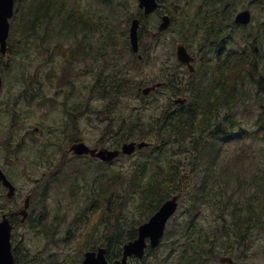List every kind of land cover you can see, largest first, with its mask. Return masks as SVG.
I'll return each instance as SVG.
<instances>
[{
	"label": "rangeland",
	"instance_id": "374dc122",
	"mask_svg": "<svg viewBox=\"0 0 264 264\" xmlns=\"http://www.w3.org/2000/svg\"><path fill=\"white\" fill-rule=\"evenodd\" d=\"M120 1H126L127 8H119L118 3ZM207 1L209 6L203 8L204 12L215 11L216 8L226 9L223 15L219 14L218 22L222 27H227L228 31L232 29L233 37L231 41L235 42L234 47L236 49L242 48L247 44V40L242 34L243 30L245 32H255L259 35L255 48H257L258 52L257 61L259 68L264 74V0H227L230 1V4L226 0ZM64 2H66L65 7L68 12L61 15L58 13V9L52 10L51 20L42 22L38 26L37 32L31 33V31H28L23 34L25 45L12 60L10 70L6 69L4 71L7 86L8 84H16L13 94L16 95V104L21 109L18 143L22 141L27 131L32 130L33 132L37 124L43 123V109L39 105V100L34 102L25 101L24 98L17 96L24 91V86L20 83L30 64L28 55L30 50L26 46L33 41L41 42L39 51L36 50V53H38L36 65H40V62L45 60V56L40 54L43 48H50L54 43L70 40H67L62 35L60 27L63 25L64 18L72 13L74 9H78L77 11L80 13L84 11V23L89 24V21H91V25L94 26L93 36L88 37L86 41H93V43L101 46L111 43L106 50L114 52V48H116L114 43H118L121 39V36H119L121 34V21L128 16L136 15L139 11L137 0H111L109 3L101 0H64ZM30 3L31 0H21V4L19 2L18 7L15 3V9L26 7ZM200 4L193 3L195 8L191 7V12L193 13ZM247 7L253 13L251 23L246 27H239L235 21L234 24L237 28H234L233 21L236 13ZM209 17L212 16L208 15L206 18ZM190 18L193 19V15L189 16L187 20ZM155 22H157V16L152 17L148 25L153 26L152 24ZM14 23L15 27L19 26L16 24V20ZM77 25L80 26L81 24ZM199 34L189 40L194 50H197L200 46ZM183 38L185 39L186 35L182 34L179 27L163 33L154 41L157 44L149 51L151 58L145 63H134L133 67L128 70L127 76H133L139 81L142 80L143 85L152 84L163 77V73L158 66L159 63L155 61L154 54L160 55L164 51L167 56L171 55L175 43ZM228 43L229 41L226 40L225 48L221 50L222 58L223 53L225 55V53L233 49L231 44ZM215 53L216 50L210 51L211 55ZM152 57L154 60H152ZM8 58V56H5L4 61ZM164 59L166 58L162 56L161 60ZM123 60H121L119 55H113L110 59L111 68L113 70L116 68L120 72L119 69L125 67L122 63L126 62L130 65L132 63L131 53L128 52V60L127 56ZM46 69L44 67V71ZM109 72L111 71L109 70ZM123 75L125 76L126 73H123ZM57 81L55 80L54 85ZM75 84L76 88L82 92L87 93L90 91L91 80L87 75H82L76 79ZM138 87L139 85L136 84V91ZM66 88L68 87L65 86L64 89ZM243 89L249 93L245 101H238L230 110H225V126H227L225 128L230 131V138L224 139L222 136L216 138V142H218L211 143L208 152L201 156L199 160L197 159L195 168L193 166L195 162L194 154H180L182 158L180 167L183 174L189 173V177L184 178L182 182L184 189L179 201L180 208H178V212L174 214L167 224L166 235L161 245L157 248L149 249L142 260L132 258L130 260L132 264H175L176 259L178 260V258L182 257L184 235L194 237V239L218 236L223 225L227 226L229 232L232 233L231 227L234 219L231 216V211L235 206L234 204L240 206L243 213H248L249 209H252L255 221H257L255 212L260 214L261 223L259 226L255 225L252 228L251 237L255 240L254 248L260 251L257 257L258 264H264V140L257 136V130L263 125L258 122L262 108L257 103L256 86L248 81L243 86ZM136 91L128 93L123 98L128 103V115L130 113L135 114L137 109L142 110L144 106L151 108L150 111L161 109L169 101L170 93L167 90L159 89L147 96L138 95ZM96 94L95 103L98 112V110L105 109L113 98H104L98 92ZM7 95V92L4 93L2 98L4 96L7 97ZM117 108L119 109L118 113L121 112L119 104ZM228 114L232 116L234 124L228 122L227 119L231 117H227ZM108 121L109 118L106 115L97 113L95 128L89 127L85 123L82 124V133L92 146H96L95 144L102 136L103 129ZM115 134L114 132L108 134L107 139L112 142L116 138ZM110 141L105 146L116 148ZM4 146L5 144H0V158L4 154ZM37 148L38 145L35 142L28 141L22 150L13 157L15 161L13 162L14 180L20 189V197L22 199L25 197L23 194L36 186V179H39L40 175L45 171L39 167H30L29 171L25 169V167L29 166V164L25 163V156L33 157L34 149L36 150ZM142 154H144V151L140 149L132 156H121L113 163L106 165V170L116 169L128 176L134 170L135 161ZM87 162L91 164V168L85 165ZM162 162L164 167L169 164L166 159L162 160ZM66 164H68L67 167L64 165L63 170L58 175L49 179L48 189L44 190L45 186L38 187L35 204L32 206L34 218L31 219V222L18 224L15 231L16 236L24 234L26 239L31 240L26 243L37 245L36 250H43V253H45L43 264H74L81 259L80 257L84 255L86 250L91 249L95 245L97 247V244L100 246L99 243L103 239L101 235L105 231L104 226L101 225L99 231H92L93 237H88V219L83 211L89 204L88 198L93 196V187L97 179V162H93L91 158L84 160L69 158ZM83 168L86 172L85 175L78 171ZM149 172L147 171L145 175H148ZM45 191L48 192L46 196L44 194ZM75 191H77L76 195L74 194ZM46 197L47 199L45 200ZM42 202L46 203V207L43 206ZM225 202L228 205L222 216L220 214L224 209ZM134 204L135 201L129 198L126 211L123 212L125 220H132L135 211ZM41 212L46 213L43 224H39L35 220V217ZM148 219H144L140 223ZM33 223L35 226H33ZM17 238L19 239L20 237ZM174 241L177 242L175 246ZM24 246L26 249L29 247L28 244Z\"/></svg>",
	"mask_w": 264,
	"mask_h": 264
},
{
	"label": "flooded vegetation",
	"instance_id": "af4514ba",
	"mask_svg": "<svg viewBox=\"0 0 264 264\" xmlns=\"http://www.w3.org/2000/svg\"><path fill=\"white\" fill-rule=\"evenodd\" d=\"M52 1L57 3L59 7L58 13L63 15L68 12L66 11V2L64 0L63 2L62 0ZM101 1L109 3L111 0ZM137 1L139 3V0ZM19 2L20 0H16L17 5ZM207 2V0H157V8L150 14H146L143 8H139L136 14V17L140 19V44L137 52L132 50L130 42L128 43L127 41L114 43L116 47L114 52L106 50L111 43L101 46L93 43V41H86L88 37L93 36L94 26L91 25V21H89V24L83 21L80 26L77 25L80 23L66 24L67 18L71 13L64 18L63 25L60 27L62 35L67 40H70L54 43L50 48H43L40 54L45 56V60L40 62L38 66L36 65L38 57L36 50L39 51L41 42L33 41L29 43L26 47L30 50L28 52L30 64L20 83L24 86V91L17 96L24 98L25 101L34 102L39 100V105L43 109V123L37 124L33 132L32 130L27 131L19 143L17 140L21 109L16 104V95L13 94L16 84H8L7 86L4 71L6 69L10 70L12 60L20 53L25 42H19L21 45L20 50L13 53L10 58L6 59L5 65L0 67V75L2 77L0 90V144H5L4 154L0 158V169L16 187V194L9 198V188L0 180V221L3 215L7 214L13 225L12 250L16 264H43L45 260L43 250H36L37 245L26 243L31 240L26 239L24 234H18L17 236L15 234L18 224L31 222V219L34 218L32 206L35 204L38 187L45 186L44 190L48 189L49 179L58 175L63 170L64 165L67 167L68 164L66 163L69 158L74 160L91 158L88 154L78 155L72 151L71 147L74 144L84 142L91 147L105 146L110 141L107 139V135L111 134V132L104 134L105 128L109 130L113 126L118 127L119 124L122 125L121 123H126L128 120V103L123 98L128 95L127 74L129 64L126 62L122 63L125 67L123 69L120 68V72L116 68L113 70L110 63L113 55H119L121 60L124 61L123 59H126V56L128 60L129 52L131 53L132 61L145 63L147 57L148 59L151 58L149 51L157 44L154 41L163 33L179 27L182 34L186 35V38L179 39L175 43L171 55L167 56L164 51L160 55L154 54L155 61L159 63L158 66L163 73V77L153 82L161 83V85L151 93L159 89L167 90L170 93L169 101L163 107L169 106L170 110L176 113L192 111L199 114L200 117H197L195 122H188L190 127L201 128L198 122L200 118L205 121L204 128L215 130L227 127L225 126V110H230L235 104L230 106L225 103V79L228 77L234 80L238 76L232 73H225V69L229 68L227 63L228 61L230 63V60L233 59L234 53H226L225 55L223 53L222 58L221 50L224 47V38L228 34H231V36H228L229 38L233 37V31L230 29L224 33L222 30L227 29V27H222L218 22L219 14L223 15L226 9L216 8L215 11L204 12L203 8L209 6V2ZM193 3L201 4L192 13L191 7L195 8ZM227 3L230 4V1H227ZM244 9L250 10L253 15L250 8ZM72 13L76 14V19H74L77 22L80 20V15H84V11L80 13L77 9H74ZM206 14L212 17L206 18L208 17ZM191 15L194 18L187 20ZM154 16H157V22L153 23V26H149L148 22ZM164 16H168L170 24L167 29L160 31V24ZM235 18L233 27L237 28L234 24ZM236 23L237 26H242L240 23ZM31 30V33L37 32L38 27L35 30L31 28ZM28 31H30L29 28L22 26L12 27L11 30L14 36L18 38H21ZM211 31L212 34L210 33ZM207 32L209 34L204 39L203 34ZM218 32L220 33L216 37ZM197 34H199L200 40L204 41H200V46L197 50H194L189 40L191 37L197 36ZM180 45L186 47L192 60L182 61L178 58V47ZM212 50H216L214 55L210 54ZM162 56L166 59L161 60ZM152 60H154L153 57ZM255 60L258 63L257 57ZM44 67L47 68L46 71H44ZM259 69L258 65V71ZM123 73H126V75L124 76ZM82 75H87L91 80V88L87 93L76 88L75 80ZM252 79L254 78L252 77ZM55 80L58 81L54 85ZM255 80L250 82L255 86H261L259 82L264 81V76H259ZM236 81L235 87L239 89V80ZM65 86L68 88L64 89ZM143 86L146 85H140L139 89ZM6 92L8 94L7 97L4 96L2 98ZM97 92L104 98H113L105 109L98 110V112L95 103ZM118 104L121 108L119 113ZM97 113L106 115L109 121L103 129L102 136L97 140L96 146H92L82 133V124L85 123V125L95 128ZM230 116V114L227 115V117ZM227 120L234 124L232 116ZM115 136V140L110 141L111 144H119L121 146L125 141L118 139L116 134ZM28 141L35 142L38 148L34 149L33 157L25 156V163L29 164L28 167H25L26 171H29L30 167H39L45 171H43L39 179H36V186L23 194L25 197L22 199L20 197V189L14 180L13 162L15 161L13 157L22 150ZM91 160L94 162L96 158ZM47 193V191L44 192L45 196ZM28 197H30L28 217L25 221H22L23 215L21 211L24 209ZM42 204L46 207L45 202H42ZM223 211L220 214L222 216ZM243 215L240 219H234L231 227L232 233L223 225L217 237L206 236L194 239V237L184 235L182 257L178 258V260L176 259L175 264H258L257 257L260 251L254 248L255 240L251 237L252 228L256 225L254 213L252 209H249V212L243 213ZM45 217L46 213L41 212L35 217V220L39 224H43ZM225 230L230 233V237H223ZM17 237L20 238L18 239ZM25 244H28V249L24 246ZM176 244L177 242L174 243V246ZM149 249H151L150 246L147 247L146 252ZM80 258L74 264H82L84 255Z\"/></svg>",
	"mask_w": 264,
	"mask_h": 264
},
{
	"label": "trees",
	"instance_id": "16d2710c",
	"mask_svg": "<svg viewBox=\"0 0 264 264\" xmlns=\"http://www.w3.org/2000/svg\"><path fill=\"white\" fill-rule=\"evenodd\" d=\"M56 5L57 3H53L52 0H31L28 6L17 9L11 26L15 27L14 21L16 20L17 25L27 27L30 31H32L31 28L35 30L42 22L51 20L52 10L58 9L59 12V7H56ZM118 6L124 9L126 3L120 1ZM75 15L71 13L66 24H82L84 15H80L78 22L75 20ZM131 18V16H128L121 21L120 42H130L128 28ZM210 33L212 34V31ZM219 33H217V36ZM208 34L209 32L203 34L204 39ZM228 36H231V34H228ZM228 36L225 38H228ZM244 36L247 42L250 40L249 44L242 50L237 49L234 54L232 53L233 59L230 60V63L228 61L229 68L225 69L226 74L232 73L238 76L234 80L228 77L225 79V103L230 106L238 101H245L249 93L243 89V86L248 80L256 81L255 79L263 75H259L261 72L258 71V63L256 60L254 61L257 53L254 43H257V36L255 33H244ZM19 42H24V35L18 38L11 32L8 39L7 56L9 58L17 50H20L21 45ZM4 57L0 51V67L5 65ZM133 64L134 61L129 65V69L133 67ZM236 80H239V89L235 87ZM137 83L138 81L133 76L128 77V93L135 91L134 86ZM259 85L261 86H256L257 103L260 104L262 113L258 122L263 125L257 130V136L264 140V81L259 82ZM150 110L151 108L144 106L142 110L137 109L135 114L130 113L126 123L123 122L118 127L113 126L109 130L105 128L104 134L114 132L121 141L147 140L151 144L149 147L142 149L144 154L135 161L134 170L128 176L116 169L106 170L107 163L98 161L93 196L88 198L89 204L83 209L88 219V237H93V230L99 231L100 226H104L105 231L101 235L103 239L99 244L108 247L110 261L121 256L124 243L137 237V225L141 221L155 213L162 203L173 194L183 191L182 182L184 178L189 177V173L183 174L180 167L182 163L180 154H194L195 162L193 166L195 168L197 159L199 160L201 156L208 152L211 143L218 142H216V138H220L219 136L224 139L230 138V131L226 128L215 130L204 128L205 121L201 118L198 120L201 128L190 127V123L195 122L197 117H200L196 112L176 113L172 112L169 106L155 109V111ZM118 146L119 144L115 145V147ZM165 159L169 162L167 167L163 166L162 160ZM85 165L91 168L90 163L87 162ZM78 171L81 174L86 173L84 168ZM147 171L150 172L145 175ZM74 194L76 195L77 191ZM129 198L135 201L136 213L134 211L132 220H125L123 212L126 211ZM227 205V202H225L224 211ZM234 205L231 216L233 219H240L244 216L242 209L237 204ZM255 217H257L255 223L259 226L261 223L260 214L255 212ZM33 226H35L34 223ZM223 237H230V233L225 230Z\"/></svg>",
	"mask_w": 264,
	"mask_h": 264
},
{
	"label": "water",
	"instance_id": "95a60500",
	"mask_svg": "<svg viewBox=\"0 0 264 264\" xmlns=\"http://www.w3.org/2000/svg\"><path fill=\"white\" fill-rule=\"evenodd\" d=\"M15 2L16 0H0V51L3 55H6L8 48V38L11 30V19L15 14ZM139 6L144 9L146 14L153 12L158 4L157 0H139ZM252 14L250 10H243L236 16V20L242 24H248L251 21ZM170 21L168 16L163 17V21L160 24V30H164L169 27ZM140 20L134 18L130 27V39L132 48L134 51L139 49V34L138 28ZM178 58L182 61L192 60L185 46L180 45L178 47ZM161 83H156L143 88L144 94H149ZM2 87V77L0 75V90ZM147 141H127L125 142L121 150L110 149L107 147L92 148L84 142H79L71 147L76 154H91L94 157H98L103 161H112L117 158L120 153L133 154L137 148H144L149 146ZM0 180L4 185L9 188L8 197L12 198L16 194L15 185L8 180L6 175L0 169ZM180 195H174L167 199L154 215L149 220L142 223L138 229V236L125 243L123 246L122 257L114 260L112 263L107 258V248L98 247L96 250H88L85 252V257L82 264H129V258L135 256L137 258H143L145 256L147 247V238L150 239V245L156 247L160 244L164 235L167 221L176 212L179 204ZM30 205V197L26 199L25 207L21 211L23 215L22 221H25L28 217V208ZM12 230L13 225L7 214L3 215L0 221V264H16L14 253L12 250Z\"/></svg>",
	"mask_w": 264,
	"mask_h": 264
}]
</instances>
